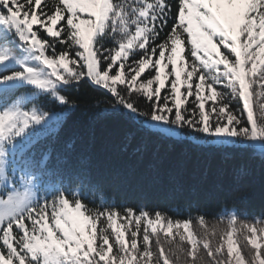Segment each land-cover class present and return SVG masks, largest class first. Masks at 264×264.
Returning a JSON list of instances; mask_svg holds the SVG:
<instances>
[{
    "label": "snow or ice",
    "instance_id": "snow-or-ice-1",
    "mask_svg": "<svg viewBox=\"0 0 264 264\" xmlns=\"http://www.w3.org/2000/svg\"><path fill=\"white\" fill-rule=\"evenodd\" d=\"M89 110L264 165V0H0V264H264L243 197L133 205L58 149Z\"/></svg>",
    "mask_w": 264,
    "mask_h": 264
},
{
    "label": "trees",
    "instance_id": "trees-1",
    "mask_svg": "<svg viewBox=\"0 0 264 264\" xmlns=\"http://www.w3.org/2000/svg\"><path fill=\"white\" fill-rule=\"evenodd\" d=\"M92 111L72 114L56 147L74 139L77 150L91 156L94 179L129 203L167 207L190 200L214 212L227 195L243 197L241 207L249 211L264 209V165L249 152L155 141H149L144 151L135 126L123 119L94 117ZM125 145L127 151H122ZM115 167L123 172L122 178L114 175Z\"/></svg>",
    "mask_w": 264,
    "mask_h": 264
}]
</instances>
